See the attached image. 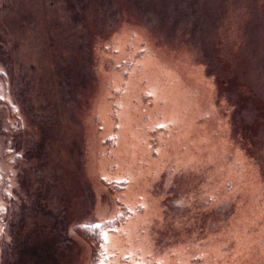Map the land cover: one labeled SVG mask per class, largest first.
Masks as SVG:
<instances>
[{
  "label": "rangeland",
  "instance_id": "374dc122",
  "mask_svg": "<svg viewBox=\"0 0 264 264\" xmlns=\"http://www.w3.org/2000/svg\"><path fill=\"white\" fill-rule=\"evenodd\" d=\"M0 264H264V0H0Z\"/></svg>",
  "mask_w": 264,
  "mask_h": 264
},
{
  "label": "bare ground",
  "instance_id": "6f19581e",
  "mask_svg": "<svg viewBox=\"0 0 264 264\" xmlns=\"http://www.w3.org/2000/svg\"><path fill=\"white\" fill-rule=\"evenodd\" d=\"M158 91H159V90H156L157 93H159ZM196 106H198V105H197V101H196ZM247 182H248V186H250L251 188H256V187H254V185H255L254 182H251V181H250V182L247 181Z\"/></svg>",
  "mask_w": 264,
  "mask_h": 264
}]
</instances>
